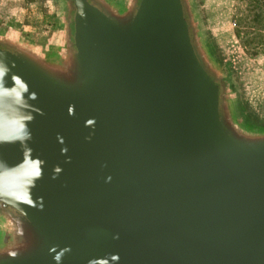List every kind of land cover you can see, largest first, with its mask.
<instances>
[{
	"label": "water",
	"instance_id": "obj_1",
	"mask_svg": "<svg viewBox=\"0 0 264 264\" xmlns=\"http://www.w3.org/2000/svg\"><path fill=\"white\" fill-rule=\"evenodd\" d=\"M72 9L0 30V264H264V128L194 0Z\"/></svg>",
	"mask_w": 264,
	"mask_h": 264
},
{
	"label": "rangeland",
	"instance_id": "obj_2",
	"mask_svg": "<svg viewBox=\"0 0 264 264\" xmlns=\"http://www.w3.org/2000/svg\"><path fill=\"white\" fill-rule=\"evenodd\" d=\"M194 4L203 37L227 76L224 84H231L248 122L264 128V115L256 109L257 103L264 106V0H194ZM7 7L15 11L14 17L52 13L59 28L63 26V0H0V30L6 29L5 18H12Z\"/></svg>",
	"mask_w": 264,
	"mask_h": 264
},
{
	"label": "crops",
	"instance_id": "obj_3",
	"mask_svg": "<svg viewBox=\"0 0 264 264\" xmlns=\"http://www.w3.org/2000/svg\"><path fill=\"white\" fill-rule=\"evenodd\" d=\"M7 8L12 18H5L3 24L6 29L18 28L17 24L21 25L18 29L24 38L34 45L48 47L58 42L61 28L54 21L53 16H51L52 13L35 14L37 16L29 14L23 15V17L18 13V16L14 17L15 11H11L10 7Z\"/></svg>",
	"mask_w": 264,
	"mask_h": 264
},
{
	"label": "flooded vegetation",
	"instance_id": "obj_4",
	"mask_svg": "<svg viewBox=\"0 0 264 264\" xmlns=\"http://www.w3.org/2000/svg\"><path fill=\"white\" fill-rule=\"evenodd\" d=\"M72 7H74V0H63V17L71 28L74 26V17L76 13ZM221 85L222 88H224V82H221ZM8 212L9 211L7 209H3V207L0 205V216L7 214Z\"/></svg>",
	"mask_w": 264,
	"mask_h": 264
},
{
	"label": "trees",
	"instance_id": "obj_5",
	"mask_svg": "<svg viewBox=\"0 0 264 264\" xmlns=\"http://www.w3.org/2000/svg\"><path fill=\"white\" fill-rule=\"evenodd\" d=\"M256 109H257V113L260 115H264V106H262L261 104L257 103L256 104Z\"/></svg>",
	"mask_w": 264,
	"mask_h": 264
}]
</instances>
